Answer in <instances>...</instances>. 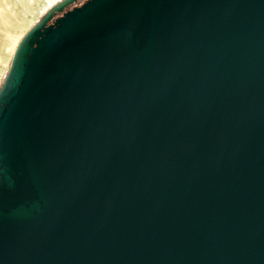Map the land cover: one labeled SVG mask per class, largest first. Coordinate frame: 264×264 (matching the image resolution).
Instances as JSON below:
<instances>
[{
    "label": "water",
    "instance_id": "obj_1",
    "mask_svg": "<svg viewBox=\"0 0 264 264\" xmlns=\"http://www.w3.org/2000/svg\"><path fill=\"white\" fill-rule=\"evenodd\" d=\"M67 4L0 91V264H264V0Z\"/></svg>",
    "mask_w": 264,
    "mask_h": 264
},
{
    "label": "rangeland",
    "instance_id": "obj_2",
    "mask_svg": "<svg viewBox=\"0 0 264 264\" xmlns=\"http://www.w3.org/2000/svg\"><path fill=\"white\" fill-rule=\"evenodd\" d=\"M88 0H0V91L10 73L15 51L27 34L55 8L68 2L64 12L82 6Z\"/></svg>",
    "mask_w": 264,
    "mask_h": 264
},
{
    "label": "bare ground",
    "instance_id": "obj_3",
    "mask_svg": "<svg viewBox=\"0 0 264 264\" xmlns=\"http://www.w3.org/2000/svg\"><path fill=\"white\" fill-rule=\"evenodd\" d=\"M49 1H50V3H53V2L56 1V0H49ZM22 44H23V42H22L21 44L18 45V47H17V49H16V51H15V54H14L13 62H14L15 58L17 57V55H18V53H19V51H20V48H21ZM6 83H7V81H6ZM5 86H7V85H5Z\"/></svg>",
    "mask_w": 264,
    "mask_h": 264
}]
</instances>
